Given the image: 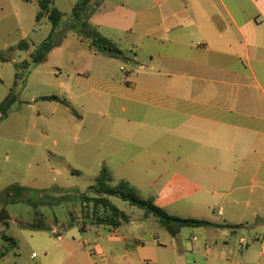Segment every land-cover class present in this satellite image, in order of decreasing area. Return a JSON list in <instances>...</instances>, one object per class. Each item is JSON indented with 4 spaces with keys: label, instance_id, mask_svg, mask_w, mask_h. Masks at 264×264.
Wrapping results in <instances>:
<instances>
[{
    "label": "rangeland",
    "instance_id": "obj_1",
    "mask_svg": "<svg viewBox=\"0 0 264 264\" xmlns=\"http://www.w3.org/2000/svg\"><path fill=\"white\" fill-rule=\"evenodd\" d=\"M77 1L55 0L64 14L56 36L60 42L45 61L23 68L49 37L52 25L47 18L37 21V0H0V103L11 91L17 96L8 117L0 122V198L5 199L12 185L40 191V200L48 195L45 200L55 204L39 209L46 223L57 229L23 228L19 221H32L34 208L26 202L7 205L12 219L8 225L0 222V248L7 243L5 234L14 237L18 246L0 258V264H174V245L180 254L191 251L192 237L199 242L205 239L195 230L207 227H186L173 237L155 217L146 218L143 209L117 197H111L112 202L130 216L118 234L106 226H91L86 232L69 226L71 213L81 214L80 194L95 183L103 166L115 182L129 181L143 198L155 199L172 215L209 220L218 213L199 214L193 199L204 196V191L189 198L192 191L174 180V172L183 171L182 158L177 156L183 119L168 112L181 103L168 92V77H159L150 41L120 28L119 17L133 21L123 5L134 7V3L95 0L103 10L89 20L92 29L123 50L124 59L96 54L90 39L77 31L63 34ZM22 42L28 48H20ZM53 95L60 101L41 99ZM68 194L71 200L58 203ZM208 232L215 233L220 243L227 239L237 247L240 239L246 240L250 246L240 247V252L254 253L250 264H264L258 256L264 230L243 226L229 229L228 236L213 229ZM138 246L142 249L133 253L131 262L126 251ZM67 247L71 254L64 255Z\"/></svg>",
    "mask_w": 264,
    "mask_h": 264
},
{
    "label": "crops",
    "instance_id": "obj_2",
    "mask_svg": "<svg viewBox=\"0 0 264 264\" xmlns=\"http://www.w3.org/2000/svg\"><path fill=\"white\" fill-rule=\"evenodd\" d=\"M127 1L133 21L119 17L121 30L150 41L159 77H168L167 90L181 103L168 112L183 119V171L174 180L192 191L189 198L204 191L193 201L199 214L218 211L209 221L264 230V0ZM102 10L100 4L91 20ZM175 142L174 135L177 149ZM207 228L229 235L230 228ZM208 229L195 230L205 239L192 237L191 251L180 254L174 245L172 263L250 264L254 253L240 252L246 240L220 243ZM141 249L125 255L133 262Z\"/></svg>",
    "mask_w": 264,
    "mask_h": 264
},
{
    "label": "trees",
    "instance_id": "obj_3",
    "mask_svg": "<svg viewBox=\"0 0 264 264\" xmlns=\"http://www.w3.org/2000/svg\"><path fill=\"white\" fill-rule=\"evenodd\" d=\"M31 1V0H25ZM40 11L37 15V21L42 18H47L51 25L52 30L49 37L43 41L36 51L31 55V60L24 62L23 68H28L32 62H42L47 58L48 53L60 42L56 41L57 31L61 28L64 14L56 7L54 0H37ZM100 6L99 2L95 0H78L72 10V22H70L65 28L64 33L68 30L77 31L82 36L90 39L91 48L96 54H103L110 58H124L123 50L111 39L102 36L95 29L89 26V20L97 12ZM20 48H28L26 42H22L19 45ZM20 73L17 74V77ZM43 100L60 101L57 96H45L41 97ZM17 100L16 94L11 91L9 96L0 103V122L6 119L9 112ZM5 193V199L0 198V222L9 224L11 215L7 209V205L26 202L31 205L35 210V218L32 221H19L21 227L31 230H44L52 231L50 225L46 223L45 216L40 211L39 207L43 204L54 205L50 199H39L40 191L31 190L29 188L12 185ZM11 193V195H10ZM28 194V196H27ZM111 197H117L124 201L129 202L133 206H137L144 211V216L149 218L155 217L165 230H167L173 237H176L183 228L186 227H213V228H230L236 229L241 226H235L231 224L215 223L209 220L179 217L168 213L163 207L156 204L155 199L143 198L139 190L134 187L127 180H120L115 182L112 172L106 166H103L100 174L88 190L81 193L79 198L82 203V209L80 216H76L71 213L70 227L77 226L81 232H86L91 226H106L113 229H118L123 224L130 222V216L118 208L111 200ZM38 198V199H37ZM71 195H65L62 200H71ZM3 238L7 242L0 248V258L7 255V253L18 246V241L11 236L4 235Z\"/></svg>",
    "mask_w": 264,
    "mask_h": 264
},
{
    "label": "built area",
    "instance_id": "obj_4",
    "mask_svg": "<svg viewBox=\"0 0 264 264\" xmlns=\"http://www.w3.org/2000/svg\"><path fill=\"white\" fill-rule=\"evenodd\" d=\"M194 240H197V238L196 237H194ZM244 241V240H243ZM244 243H245V241H244Z\"/></svg>",
    "mask_w": 264,
    "mask_h": 264
}]
</instances>
